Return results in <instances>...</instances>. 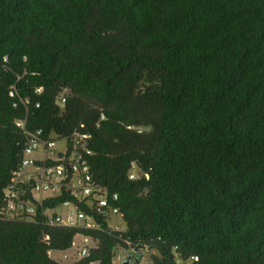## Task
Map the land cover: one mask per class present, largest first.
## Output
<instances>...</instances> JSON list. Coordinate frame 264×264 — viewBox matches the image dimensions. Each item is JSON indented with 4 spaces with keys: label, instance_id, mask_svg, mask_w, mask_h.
<instances>
[{
    "label": "trees",
    "instance_id": "obj_1",
    "mask_svg": "<svg viewBox=\"0 0 264 264\" xmlns=\"http://www.w3.org/2000/svg\"><path fill=\"white\" fill-rule=\"evenodd\" d=\"M38 130L89 135L97 227L1 214ZM81 236L69 264L137 245L149 264H264V0H0V264H62Z\"/></svg>",
    "mask_w": 264,
    "mask_h": 264
},
{
    "label": "built area",
    "instance_id": "obj_2",
    "mask_svg": "<svg viewBox=\"0 0 264 264\" xmlns=\"http://www.w3.org/2000/svg\"><path fill=\"white\" fill-rule=\"evenodd\" d=\"M17 125L24 124L18 122ZM88 139L89 135L76 136L70 143L63 139L65 151L58 152L54 148L55 140L44 138L41 131L29 134L23 158L12 171L10 181L3 190L1 214L11 219L32 222L42 219L48 226L97 227L95 217L86 213L81 204L95 205L97 212H101V207L108 204V196L106 190L92 180L87 159L91 154ZM34 154L39 156L33 157ZM138 177L133 165L129 178ZM64 195L70 198L54 208L45 204L48 199ZM116 198L114 194L113 199ZM59 206L68 208L65 216L54 211ZM116 212L117 209H113V213ZM81 239L77 255L87 256L90 248L95 246V241L87 236H81Z\"/></svg>",
    "mask_w": 264,
    "mask_h": 264
},
{
    "label": "rangeland",
    "instance_id": "obj_3",
    "mask_svg": "<svg viewBox=\"0 0 264 264\" xmlns=\"http://www.w3.org/2000/svg\"><path fill=\"white\" fill-rule=\"evenodd\" d=\"M65 147H66V144H65V141L64 140H55V145H54V148L58 151V152H64L65 151ZM39 155L37 154H34L33 157H37ZM67 209L66 207H62V206H59L57 208H55V212H58L60 214H62L63 216L66 215L67 213ZM109 223V226L112 228V229H117V230H124L125 229V225L122 221V219L120 218V216L118 215H112L111 216V219L110 221L108 222ZM76 243L78 244V246L80 245V243L82 242V239L80 237H76ZM92 245V243H90V246ZM77 249L78 247H74V250H71V252L68 253V256H73V255H76L77 253ZM130 254V251L129 250H125V249H121V248H118L114 251V255H115V258H114V263L115 264H121L127 257L128 255ZM140 259L138 261V263H135V264H149V254L148 252L146 251H141L140 252ZM52 258L54 259H60L62 261V264H69L71 262H73L74 260L78 259L79 256H73V258L71 257L70 259H65L63 257V255L61 253H52Z\"/></svg>",
    "mask_w": 264,
    "mask_h": 264
},
{
    "label": "water",
    "instance_id": "obj_4",
    "mask_svg": "<svg viewBox=\"0 0 264 264\" xmlns=\"http://www.w3.org/2000/svg\"><path fill=\"white\" fill-rule=\"evenodd\" d=\"M145 248L144 245H137L132 249V253L128 255V257L121 263V264H130V262H135L138 263L141 255L140 252L141 250Z\"/></svg>",
    "mask_w": 264,
    "mask_h": 264
}]
</instances>
